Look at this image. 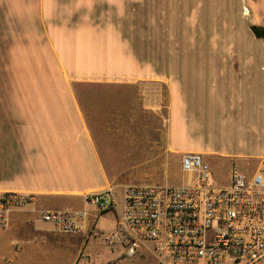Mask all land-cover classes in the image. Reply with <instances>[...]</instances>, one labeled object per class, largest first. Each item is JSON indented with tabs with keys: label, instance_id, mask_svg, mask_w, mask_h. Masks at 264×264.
Returning <instances> with one entry per match:
<instances>
[{
	"label": "crops",
	"instance_id": "0c3cea01",
	"mask_svg": "<svg viewBox=\"0 0 264 264\" xmlns=\"http://www.w3.org/2000/svg\"><path fill=\"white\" fill-rule=\"evenodd\" d=\"M177 1L0 0V88L11 96L0 94V193L34 196L0 229V264H81L89 239L103 244L105 234L92 235L99 216L119 205L118 220L125 189L150 186L146 167L166 153H217L202 136L213 125L244 148L222 156L258 158L263 169L264 39L250 30L245 45L172 47L167 77L163 41L147 44H159L158 24L175 16L149 8L180 7ZM253 3V26L264 28V0ZM71 36L98 37L99 55L92 47L71 57ZM104 43H111L108 55ZM87 87L108 94L78 93ZM109 191L115 205L108 211L86 201ZM49 211L81 216L82 231H57L41 219Z\"/></svg>",
	"mask_w": 264,
	"mask_h": 264
},
{
	"label": "built area",
	"instance_id": "2783aa9c",
	"mask_svg": "<svg viewBox=\"0 0 264 264\" xmlns=\"http://www.w3.org/2000/svg\"><path fill=\"white\" fill-rule=\"evenodd\" d=\"M184 174L195 180L180 186H129L115 230L101 237L114 250L134 255L150 244L158 264H258L264 260V175L252 177L238 167L227 187L211 183V172L200 154H184ZM34 201V196L0 193V229L12 214ZM99 212L112 209L111 191L87 196ZM81 216L49 211L41 219L66 234L82 231Z\"/></svg>",
	"mask_w": 264,
	"mask_h": 264
},
{
	"label": "rangeland",
	"instance_id": "374dc122",
	"mask_svg": "<svg viewBox=\"0 0 264 264\" xmlns=\"http://www.w3.org/2000/svg\"><path fill=\"white\" fill-rule=\"evenodd\" d=\"M197 2L201 6H189L190 3L196 4ZM177 3L181 4V6L177 7L176 5L173 7L172 5L165 4V6L161 5L157 8H149L150 15L156 13L160 17L163 15L167 17L175 16L171 17L174 21L164 24V27L160 25L162 23L158 24L159 31L164 36L163 40H159V44H157L155 39L149 40V44H147L148 46H156L161 45L163 41L165 49V70L161 74H165L167 77H171L169 64L172 61V47L201 46L206 45L205 43L213 47L235 46L238 44L245 45L247 41L246 34L249 33L250 26L256 24L254 22V15L255 13L258 15L259 13L258 6H254L253 0H178ZM171 4H176V0ZM261 14V26H264V11ZM187 19L191 21H186ZM109 20L112 21L111 16H109ZM109 24L121 29L126 23ZM96 25H100V23ZM133 41L135 44H139L140 48V35L136 38L134 37ZM67 44L71 48V57L74 55L76 57H84L87 55L85 49L91 53L92 47L95 53L99 55L97 53L99 52L98 37L82 39L71 36ZM104 47L107 51L103 49V53L108 55L111 43H104ZM64 56L68 57L69 54L65 53ZM189 65L188 63L187 66ZM2 90L4 95H8L3 96V98H8L9 101L11 96L6 92L5 87L0 88L1 95ZM78 93L84 96H92L93 94L103 95L108 94V88L102 87L101 90L88 89V87L86 89L80 88ZM2 104H4L6 110L8 103L4 101ZM223 134L224 139L222 138L221 124L219 123L218 126L213 125L208 131H204L202 135L206 139V145L210 147L209 149L217 152L203 156L204 163L210 168L211 183L217 187H227L230 184L233 167H238L248 177H252L258 170L262 169L260 167L261 161L258 158L237 160L230 158V156H222L221 154L226 151L233 154L244 151V148L240 146L237 139L228 138V134ZM178 141L181 146H185L191 142L188 138L185 140L179 139ZM181 159L182 155L166 153L165 159L150 164L145 168V175H142L150 178L148 185L180 186L182 184L192 183L195 180V175L192 173H183ZM262 171L264 174V167ZM118 197H121L120 193ZM119 209L118 205L114 212H107L106 215H100L97 220V226L92 231V235L112 233L118 222L117 216L119 215ZM85 249V260L82 258L81 264H158L150 244H143L136 254L127 255L126 249L120 248L114 250L112 247H107L102 244L99 237H97L89 239ZM258 264H264V260Z\"/></svg>",
	"mask_w": 264,
	"mask_h": 264
},
{
	"label": "water",
	"instance_id": "95a60500",
	"mask_svg": "<svg viewBox=\"0 0 264 264\" xmlns=\"http://www.w3.org/2000/svg\"><path fill=\"white\" fill-rule=\"evenodd\" d=\"M251 32L254 34V36L258 39H264V28L261 27H251Z\"/></svg>",
	"mask_w": 264,
	"mask_h": 264
}]
</instances>
